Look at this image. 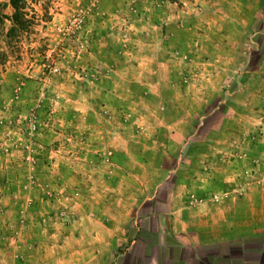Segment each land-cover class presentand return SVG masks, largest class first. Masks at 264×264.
<instances>
[{"label": "crops", "instance_id": "0c3cea01", "mask_svg": "<svg viewBox=\"0 0 264 264\" xmlns=\"http://www.w3.org/2000/svg\"><path fill=\"white\" fill-rule=\"evenodd\" d=\"M180 2L186 15L182 6L168 14L159 0L153 8L165 24L218 25L219 34L129 35L126 65H110L99 91L69 104L78 140L59 147L68 156L30 176L0 166V264H264V177L242 174L258 169L256 152L225 122L196 139L193 122L211 96L200 70L174 62L183 49L227 39L225 26L263 28L264 0ZM47 133L49 145L56 136Z\"/></svg>", "mask_w": 264, "mask_h": 264}, {"label": "rangeland", "instance_id": "374dc122", "mask_svg": "<svg viewBox=\"0 0 264 264\" xmlns=\"http://www.w3.org/2000/svg\"><path fill=\"white\" fill-rule=\"evenodd\" d=\"M157 1L26 0L23 21L30 27L13 40L6 37L10 23L0 22V166L3 169L16 164L24 175L36 174L44 167L46 172H51L57 161L68 156V151L60 152V148L78 140L73 129L75 111L69 110V104L74 106L83 96L82 91L86 95L95 89L99 91L97 84L109 79L110 65H126L121 57L129 35L136 32L155 35L164 30L169 37L175 34L181 42L190 38L198 42L219 34L218 25L206 26L203 31L202 26L189 30L190 26L163 23L162 10L153 8ZM0 3V16H11L9 0ZM159 3L162 6L166 3L168 14L172 11L177 14L180 6L187 14L186 5L180 0H159ZM145 13L150 15L152 24H146ZM261 27L258 23L244 25L241 31L240 26H225L228 36L221 43L212 38L204 44L203 51L197 49L199 43L195 48L191 46L190 51L183 49L176 56L182 63L174 58L179 67L201 71L199 81L206 85L201 90L211 96V103L193 122L196 139L203 142L209 130L218 129L225 122L229 132L235 127L244 131L241 142L244 148H254L253 168L258 169H243L244 180L264 177V26ZM257 30L260 33H255ZM167 46L177 47L171 40ZM47 132L56 136L49 145L40 138ZM27 183L23 184V190L31 186ZM35 185H39L38 181L32 184ZM44 188L55 195L51 184H45Z\"/></svg>", "mask_w": 264, "mask_h": 264}, {"label": "trees", "instance_id": "16d2710c", "mask_svg": "<svg viewBox=\"0 0 264 264\" xmlns=\"http://www.w3.org/2000/svg\"><path fill=\"white\" fill-rule=\"evenodd\" d=\"M9 5L13 9L11 16H0V22L7 20L10 23V27L6 32V37L9 40L18 38L23 32H27L28 25H25L24 18L26 16L24 10L26 8V0H9ZM2 4L0 3V8Z\"/></svg>", "mask_w": 264, "mask_h": 264}, {"label": "built area", "instance_id": "2783aa9c", "mask_svg": "<svg viewBox=\"0 0 264 264\" xmlns=\"http://www.w3.org/2000/svg\"><path fill=\"white\" fill-rule=\"evenodd\" d=\"M211 199L216 201L217 200V196L216 195H211ZM58 215H59V218L63 219L65 222H67V220L65 219L66 218V213H65V211L63 209H61L59 211Z\"/></svg>", "mask_w": 264, "mask_h": 264}]
</instances>
